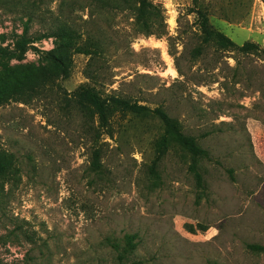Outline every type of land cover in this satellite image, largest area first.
Returning <instances> with one entry per match:
<instances>
[{
    "label": "rangeland",
    "instance_id": "rangeland-1",
    "mask_svg": "<svg viewBox=\"0 0 264 264\" xmlns=\"http://www.w3.org/2000/svg\"><path fill=\"white\" fill-rule=\"evenodd\" d=\"M199 3L0 0V264H264L248 247L264 246V0ZM200 6L259 53L205 44ZM62 33L85 50L69 76L47 59ZM84 83L165 109L209 157L151 114L101 125L74 102Z\"/></svg>",
    "mask_w": 264,
    "mask_h": 264
},
{
    "label": "trees",
    "instance_id": "trees-1",
    "mask_svg": "<svg viewBox=\"0 0 264 264\" xmlns=\"http://www.w3.org/2000/svg\"><path fill=\"white\" fill-rule=\"evenodd\" d=\"M196 5H200V0H193ZM143 15V8H140ZM196 12L199 17L201 31L203 33V41L205 44H214L218 48L231 51L240 50L243 53H259V46L254 42H246L242 46H238L233 40L221 31L215 29L210 22L209 12L204 6H200ZM4 37V36H2ZM26 44L33 43L40 38H25ZM61 44L58 45L57 50L47 54L48 63L52 66V73L56 76L63 75L69 76L70 74V51L74 49L78 53H85L81 46H74V41L71 36L66 33L60 35ZM7 50L0 46V57H3ZM91 77V76H90ZM75 104L78 106L88 117L96 118L98 122L106 126L110 118L117 112H130L137 115L151 114L158 117L166 128L168 134L173 133L178 141V144L196 160L198 158L209 157V153L198 142V140L191 135H187L184 131L183 124L180 120L171 117L165 109L161 107L150 108L146 105L133 102L129 98L117 94L104 95L94 85L90 83L82 84L75 92ZM167 138L165 137L162 145L165 146ZM14 165L13 154L7 153L0 148V177H2ZM190 169L194 173L199 185L202 184V175L199 172L197 162L194 161L190 165ZM153 173H157L153 169ZM135 236L127 237V245L132 249L135 248ZM248 247L253 251H264V246L259 244H249ZM139 264V263H135Z\"/></svg>",
    "mask_w": 264,
    "mask_h": 264
}]
</instances>
